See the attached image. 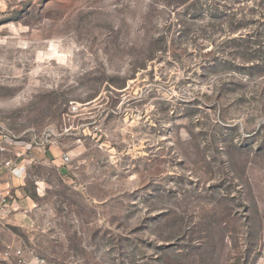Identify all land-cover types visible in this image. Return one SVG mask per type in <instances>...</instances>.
Here are the masks:
<instances>
[{
	"label": "rangeland",
	"instance_id": "374dc122",
	"mask_svg": "<svg viewBox=\"0 0 264 264\" xmlns=\"http://www.w3.org/2000/svg\"><path fill=\"white\" fill-rule=\"evenodd\" d=\"M0 137V264H264V0H0Z\"/></svg>",
	"mask_w": 264,
	"mask_h": 264
},
{
	"label": "built area",
	"instance_id": "2783aa9c",
	"mask_svg": "<svg viewBox=\"0 0 264 264\" xmlns=\"http://www.w3.org/2000/svg\"><path fill=\"white\" fill-rule=\"evenodd\" d=\"M2 138L4 137H0V154L12 153L13 150L14 154L16 155V158L20 159L23 156L22 148L16 149L14 147V144H12L13 142L9 141L6 137L5 140L1 141ZM63 160L67 161L68 159L64 157ZM4 173L10 175H13L15 173L13 163L11 161H4L0 163V176ZM17 174L18 173H16L15 176H17ZM7 199H11L9 192L0 193V210L4 213L9 208ZM14 257L16 258L18 264H44V260L38 258H34L31 261H26L21 251H16L14 253Z\"/></svg>",
	"mask_w": 264,
	"mask_h": 264
},
{
	"label": "crops",
	"instance_id": "0c3cea01",
	"mask_svg": "<svg viewBox=\"0 0 264 264\" xmlns=\"http://www.w3.org/2000/svg\"><path fill=\"white\" fill-rule=\"evenodd\" d=\"M15 174L16 171L13 175L4 173L0 176V193L9 192L10 196L12 192L14 194H19V190H16L17 185L15 184ZM7 201L9 205V199H7Z\"/></svg>",
	"mask_w": 264,
	"mask_h": 264
}]
</instances>
